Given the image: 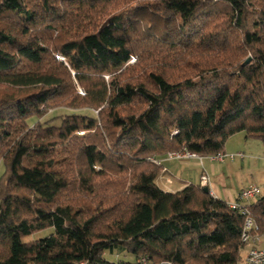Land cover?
Returning <instances> with one entry per match:
<instances>
[{"label": "trees", "instance_id": "1", "mask_svg": "<svg viewBox=\"0 0 264 264\" xmlns=\"http://www.w3.org/2000/svg\"><path fill=\"white\" fill-rule=\"evenodd\" d=\"M128 1L0 0V264H237L245 249L244 215L200 184L164 191L154 161L215 156L237 133L264 146V0L105 16ZM60 107L94 114L40 122ZM248 211L261 236L264 194Z\"/></svg>", "mask_w": 264, "mask_h": 264}, {"label": "crops", "instance_id": "2", "mask_svg": "<svg viewBox=\"0 0 264 264\" xmlns=\"http://www.w3.org/2000/svg\"><path fill=\"white\" fill-rule=\"evenodd\" d=\"M243 158L238 159L243 160ZM253 159L255 158L253 157ZM261 159L263 160L264 157ZM249 160L252 159L250 158ZM160 161L165 171L162 172L157 179V185L167 192H176L188 184L199 185L200 177L206 176L208 181L205 187L209 190V193L213 197L223 200L224 202H233L237 200L241 190L249 185H256L254 181L246 179L244 175L241 174L246 170L245 165L242 163L238 165L239 171L236 173L232 171L233 167L231 166H227L225 167V170H221V166L219 164H215L218 162L211 161L210 158L206 156H199L198 158L182 161L167 160L165 157ZM252 171L255 172L254 170ZM247 174H249V172ZM252 245H255V243L250 246L247 245L245 249L251 247ZM107 258H109L112 262H116L118 260H123L125 262L134 261L133 257L123 254H114Z\"/></svg>", "mask_w": 264, "mask_h": 264}, {"label": "rangeland", "instance_id": "3", "mask_svg": "<svg viewBox=\"0 0 264 264\" xmlns=\"http://www.w3.org/2000/svg\"><path fill=\"white\" fill-rule=\"evenodd\" d=\"M129 3H132L134 5L137 2L134 0H129L128 2L119 4L115 8L110 6L108 7L110 9L106 11L105 16L108 14L110 15L112 13H115L117 10L125 9L124 7ZM130 65L139 66V62L137 61L136 58H134L131 60ZM134 72L132 73L133 75H135ZM139 72L141 73V70H139ZM69 114H83V115L91 116L94 113L91 110H86V109L76 110V109H68V108L60 107V108H56L54 110L49 111L47 115L40 120V122H46L53 118L60 117L63 115H69ZM34 121H35L34 119L29 120V124L32 125ZM224 151L229 154L241 152L243 153L244 158L243 160L236 158L234 161L226 160L224 163H221V164L215 163V164H219L221 166V170H225V167L231 166L233 167L232 171L236 173L237 171H239L238 165H240V163L244 164L246 170L243 171L241 174H243L246 179H250L251 181H254L255 184L261 188V193L264 194V159L263 160L261 159L264 157L263 155L264 146L257 141L246 140L243 133H237L231 136L227 140V142L224 145ZM249 157L252 160H249L250 159ZM253 157L255 159H253ZM172 161H176V160H172ZM252 170H254L255 172H253ZM164 171L165 170L163 168V172ZM1 172H2V166L0 165V174ZM248 172L249 174H247ZM51 233H52V229H49V230H46L40 233H36L33 236L27 238L26 240L43 238L45 236H48ZM250 245H251V242L249 243V246ZM254 246L257 248H264V236H262L261 239L258 242H256ZM244 255H245V250L241 251L240 258L237 264H244Z\"/></svg>", "mask_w": 264, "mask_h": 264}, {"label": "built area", "instance_id": "4", "mask_svg": "<svg viewBox=\"0 0 264 264\" xmlns=\"http://www.w3.org/2000/svg\"><path fill=\"white\" fill-rule=\"evenodd\" d=\"M199 156L190 154L187 152L168 154L166 158L168 160H187L198 158ZM211 161L224 163L226 160H234L236 158H243L242 153H225L220 152L215 156L209 157ZM157 165L161 164V161H154ZM208 179L206 176L200 177V185L206 186ZM261 195V189L257 185H249L239 193L237 200L233 202H226L228 207L232 210H237L240 214L244 215L243 230L241 234V241L245 244V247L258 242L264 233L260 236L258 234V227L254 222L252 216L248 211V206L254 200ZM116 264V263H115ZM132 264H151L146 258H136ZM244 264H264V248H257L254 245L245 249Z\"/></svg>", "mask_w": 264, "mask_h": 264}, {"label": "water", "instance_id": "5", "mask_svg": "<svg viewBox=\"0 0 264 264\" xmlns=\"http://www.w3.org/2000/svg\"><path fill=\"white\" fill-rule=\"evenodd\" d=\"M204 192H208V189L207 188H204Z\"/></svg>", "mask_w": 264, "mask_h": 264}]
</instances>
